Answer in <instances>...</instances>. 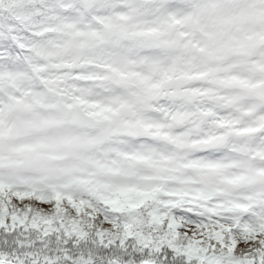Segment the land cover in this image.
Masks as SVG:
<instances>
[{
	"label": "snow or ice",
	"instance_id": "snow-or-ice-1",
	"mask_svg": "<svg viewBox=\"0 0 264 264\" xmlns=\"http://www.w3.org/2000/svg\"><path fill=\"white\" fill-rule=\"evenodd\" d=\"M0 264H264V0H0Z\"/></svg>",
	"mask_w": 264,
	"mask_h": 264
}]
</instances>
